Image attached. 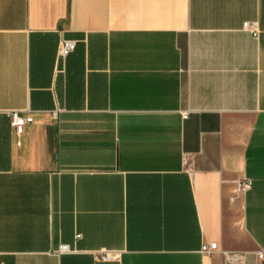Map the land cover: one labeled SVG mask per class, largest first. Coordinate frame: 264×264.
<instances>
[{
    "label": "crops",
    "instance_id": "obj_1",
    "mask_svg": "<svg viewBox=\"0 0 264 264\" xmlns=\"http://www.w3.org/2000/svg\"><path fill=\"white\" fill-rule=\"evenodd\" d=\"M259 252L264 0H0V264Z\"/></svg>",
    "mask_w": 264,
    "mask_h": 264
},
{
    "label": "built area",
    "instance_id": "obj_2",
    "mask_svg": "<svg viewBox=\"0 0 264 264\" xmlns=\"http://www.w3.org/2000/svg\"><path fill=\"white\" fill-rule=\"evenodd\" d=\"M245 30L249 29V25L246 23L243 27ZM254 37H258L259 32L257 30L251 31ZM76 49V43L71 40H63L60 43L59 49H58V56L62 59L67 58L74 50ZM56 112L54 113V116H56ZM182 119L187 120L189 118V112H182ZM13 118V125L18 130V132H21V130L26 127L29 124H32V119L30 118H24L19 113H12ZM252 189V181L249 179H246L242 182H238L237 184V194L239 196L246 194ZM237 198H232V201H235ZM218 249L217 243H212L210 245H203L202 252L204 254H210ZM70 248L67 245H63L59 248L58 253H69ZM259 261L264 264V252L257 253ZM102 261H109L111 259V256L107 253L103 254L101 257Z\"/></svg>",
    "mask_w": 264,
    "mask_h": 264
}]
</instances>
